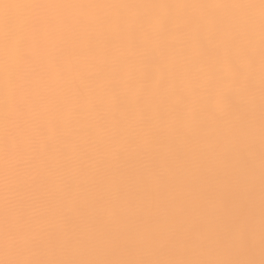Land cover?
I'll return each instance as SVG.
<instances>
[{
  "label": "snow or ice",
  "instance_id": "obj_1",
  "mask_svg": "<svg viewBox=\"0 0 264 264\" xmlns=\"http://www.w3.org/2000/svg\"><path fill=\"white\" fill-rule=\"evenodd\" d=\"M0 264H264V0H0Z\"/></svg>",
  "mask_w": 264,
  "mask_h": 264
},
{
  "label": "bare ground",
  "instance_id": "obj_2",
  "mask_svg": "<svg viewBox=\"0 0 264 264\" xmlns=\"http://www.w3.org/2000/svg\"><path fill=\"white\" fill-rule=\"evenodd\" d=\"M8 2H16V0H8ZM19 2H27V0H19ZM59 2H66V3H170V2H176V3H193V4H215V3H233V2H239V0H59ZM255 3H258L259 0H254ZM29 10L27 9H14L12 10L13 15L17 17L24 16L28 13ZM67 12H70L72 14H80L81 12H86L87 14H100V15H114L118 10L114 9H102V10H79V9H70L66 10ZM121 11H127L128 14H133L134 10H121ZM161 13L167 12L165 9L159 10ZM180 13H183L184 11H187L188 13L194 15V16H203V15H216V16H225L229 14L232 10L229 9H200V8H194V9H188V10H178ZM251 14L255 15L257 18V42H258V19H259V9L250 10ZM258 69L259 64L257 63V84H258ZM259 92L257 89V108H256V119H257V134H256V185H257V205L259 200V160H258V154H259V132H258V122H259ZM219 110V109H218ZM211 167H215V163L212 162L210 165ZM163 172H167V169L162 170Z\"/></svg>",
  "mask_w": 264,
  "mask_h": 264
}]
</instances>
